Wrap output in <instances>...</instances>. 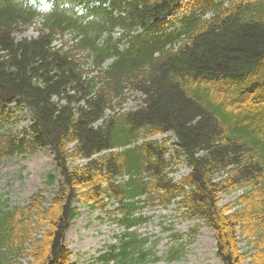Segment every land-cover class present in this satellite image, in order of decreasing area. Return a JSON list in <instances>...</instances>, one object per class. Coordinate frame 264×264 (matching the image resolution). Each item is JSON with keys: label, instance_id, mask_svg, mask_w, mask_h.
<instances>
[{"label": "trees", "instance_id": "trees-1", "mask_svg": "<svg viewBox=\"0 0 264 264\" xmlns=\"http://www.w3.org/2000/svg\"><path fill=\"white\" fill-rule=\"evenodd\" d=\"M71 3L95 18L56 0L36 24L41 11L26 0H0V123L11 106L31 115L15 132L0 124V163L49 148L59 170L51 199L0 198V264H72L64 242L76 201L125 228L103 264L180 260L194 228L172 234L161 257L137 232L148 220L137 212L174 203L211 228L221 264H264V0ZM68 32L73 43H54ZM169 132L190 167L179 180L166 141L150 139Z\"/></svg>", "mask_w": 264, "mask_h": 264}, {"label": "rangeland", "instance_id": "rangeland-1", "mask_svg": "<svg viewBox=\"0 0 264 264\" xmlns=\"http://www.w3.org/2000/svg\"><path fill=\"white\" fill-rule=\"evenodd\" d=\"M35 34L36 30L30 28L23 35ZM66 37L71 38L70 34ZM138 102L139 100L134 99L132 95L127 106H134ZM9 110L12 111L10 117H5L0 123L3 130L11 129L15 132L30 125L27 110L16 109L15 106L9 107ZM154 138L167 142V157L174 168L171 175L181 179L190 171V167L185 161V156L174 144L173 133L157 135ZM48 173L56 175V180L52 184L47 182ZM58 179V167L48 148L38 149L33 154L12 156L0 163V198L8 199L10 205H23L33 193L43 190L45 196L50 199L58 188ZM241 192L240 189L232 194H222L221 204L234 201ZM74 205L77 207L78 215L72 220L65 237V245L70 251L69 260L73 264H103L98 257L108 246L118 242L125 228L98 207L81 201H76ZM137 214L148 218L137 227V232L149 238L147 246L153 247L160 257L175 244L172 234H186L195 229L190 235H184L181 240L186 244V252L180 260L168 262L160 259L149 264H221L211 228L195 218L183 219L177 210V204L167 208L147 205ZM240 245L243 250L247 249L245 240H242Z\"/></svg>", "mask_w": 264, "mask_h": 264}, {"label": "clouds", "instance_id": "clouds-1", "mask_svg": "<svg viewBox=\"0 0 264 264\" xmlns=\"http://www.w3.org/2000/svg\"><path fill=\"white\" fill-rule=\"evenodd\" d=\"M27 4H30L32 7L36 8L38 11L45 12L51 11L56 3V0H40L39 4L37 0H26ZM63 7L69 8L75 12L76 15L84 17V22L93 20L95 17L89 12L88 7L84 3H76L73 7L71 0H64Z\"/></svg>", "mask_w": 264, "mask_h": 264}]
</instances>
